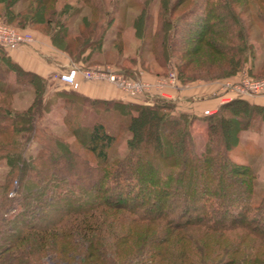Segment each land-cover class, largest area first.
<instances>
[{"label": "trees", "instance_id": "1", "mask_svg": "<svg viewBox=\"0 0 264 264\" xmlns=\"http://www.w3.org/2000/svg\"><path fill=\"white\" fill-rule=\"evenodd\" d=\"M20 1L25 6L16 11ZM81 1L90 11L78 32L67 28L65 18L81 8L58 11V0H0V14L23 26L46 27L53 44L70 54L78 51L71 55L84 57L75 60L84 65L101 52L115 10L106 0ZM153 2L157 17L150 50L164 62L173 52L185 55L179 68L185 79L216 68L228 69L225 75L239 71L252 49L244 20L250 3L258 4L256 18L264 21V0H145L134 25L137 37L147 35ZM120 33L117 29L113 40L117 48ZM1 51L0 161L9 169L0 203L8 206L9 193L20 194L24 187L31 199L41 198L28 212L36 219L6 233L0 227V264H264V190L257 189L254 167L230 156L240 132L248 129L242 117L253 119L260 110L264 120V106L242 98L220 105L205 116L206 140L198 152L191 129L196 114L177 115L175 102L157 99L146 105L65 91L64 122L93 160L57 137L56 147L43 145L27 158L28 142L51 103L44 106L46 79ZM11 72L17 82L28 75L35 89L34 102L23 111L12 108L15 90L6 79ZM88 102L113 109L118 132L108 129L102 115L82 121L81 107ZM122 133L127 151L112 158ZM60 183H73L78 192L58 194L53 190Z\"/></svg>", "mask_w": 264, "mask_h": 264}, {"label": "rangeland", "instance_id": "2", "mask_svg": "<svg viewBox=\"0 0 264 264\" xmlns=\"http://www.w3.org/2000/svg\"><path fill=\"white\" fill-rule=\"evenodd\" d=\"M144 1L145 0H106V5L108 6L109 10H115V13H113L115 17L114 25H112V27H110V29L106 33V41L101 48V52L94 54L92 58H88V64L84 63L85 67H91L94 65L115 67L120 71L127 70L126 75H128L129 77H134L135 75H137V77H143L149 81L154 80L157 77L168 78L170 70H175L177 74V86L175 87L171 85L169 89H158L167 92L173 97L169 101L175 102L176 105L174 108V112L177 115L181 114L182 111H186V109H183L182 105H191L197 101L195 98L196 95L204 97L209 93L213 98H215L218 101L219 105L217 107H210L205 109H212L214 110V113H216L219 106L224 104L221 103V99L226 93L227 89L234 88L237 83L245 80L246 77L252 82H264V74L261 73L262 71H264V68L262 67L264 65V21H261L258 17L256 18L255 11L258 7V4L250 3L249 12L244 14V20L249 25V42L252 45V49L250 51V54L248 55L247 62H245L241 69L237 72H234V74L232 75H229L227 73L225 75L224 72L228 71V69L216 68L215 70L212 69L211 73H209L207 76L205 75V73L196 72V75L201 76H196V78L191 79H185L181 78L179 74V68L183 65L182 60L185 59V55L178 54V52H173L174 55L171 54L169 58L164 62V59L162 58H160V60H157L154 53L150 50V35L156 26V2L151 3V5L149 6L147 15V35H144L142 38L137 37L134 25L140 13V9L142 8L141 6H143L142 4H144ZM23 6H25V2L23 3L20 1L15 6V10H20ZM65 7H68V9L71 11L74 9V7L81 8L80 13L71 16L70 18H65L67 17V14L66 16L64 15L65 17L63 16V19L65 18L66 20L64 21L67 25V28L73 29L75 32H78L83 16L89 14V7L82 3L81 0H58V4L56 6L57 10H62ZM2 16L3 12H1L0 14V21L4 22L5 24L31 33L33 36L32 44L36 43L37 39L40 40L41 37L47 36V33L49 32V29H47L46 27H37L30 25L29 23H27L26 26H23L18 21L9 22L5 16ZM117 29H120L121 31L119 36L120 48H117L116 44L113 43L115 32L117 31ZM50 45L53 47V50L56 54H54L55 58H65L70 61V64H79L81 62H76L75 60L79 61L83 60L84 58L81 55H79V57H74L73 55H71H76L78 51H76V53L74 52L70 54L62 47H57L55 44H53V42L50 43ZM24 46L25 45H20L11 49H5L4 47L0 46L3 50L0 51L2 55L4 54L6 56H9L8 50L19 49ZM180 47L185 49L187 46L183 44V46ZM48 59L51 60L50 58ZM65 70L68 69L59 68L57 71L52 72L47 78H45L44 106L47 104V101L49 99L51 103L49 105L48 111H45L41 115V118L38 120L37 131L35 132L36 135L34 139H30V141L28 142V146L25 151L27 158L35 155L43 145L53 146V148L56 147V145L53 143V138L57 137L59 139H63L65 143L70 144L75 151L77 150L86 158L90 159L91 161L93 160L92 155L76 141L63 119L65 115V109L62 106V97L65 94L68 95L66 92L74 90L77 91L80 89H75L67 84L60 83L55 79V74ZM23 77V81L17 82L16 73L11 72L6 78L7 82L10 83V88L15 90V94L11 104L12 108L16 111H23L27 109L30 105H32L36 97L33 85L29 82V80H27L28 75H23ZM89 82L95 85L105 83L112 84L114 87H116L115 84L108 81ZM228 83H230V86L227 85ZM118 92L122 94L121 97H114L112 98V101H123L127 103L132 101H137L139 103L142 102L141 99L132 98L119 89ZM263 93L247 94L244 99L252 105H257V107L264 106L261 103H258V101L256 100ZM90 98L95 99V97L92 96ZM157 99L159 98H152L151 105H153ZM79 105L80 104H77L78 107H76L79 108ZM191 107L193 106L191 105ZM81 108H83L81 110V115L83 114V116H81L82 121L89 123L90 121L94 120L95 117H99L102 115L101 117L107 125L108 129L113 133L118 132L117 120L115 118L114 111H112L113 109L106 110V108H96L95 104L90 102H88ZM191 109L192 108H190V110ZM204 110L201 112L202 115H197L194 112L196 114V117L191 125L192 133L195 139L196 150L198 152H201L206 140L205 130L207 121L205 119V116L207 115H203ZM258 111L260 112L259 114L262 115V111ZM259 114H257L258 116L253 117V119L252 117L248 118L247 116L242 117L243 125H245L246 122H249L247 127L248 129L242 130L240 132V142L238 146L230 153V156L236 162H244L254 167L256 171L257 189L262 193V191L264 190V120L261 119V116H259ZM229 117L231 116L229 115ZM124 135L125 134L123 133L122 135L120 134L118 142L111 148L110 156L112 158L122 157L125 155L127 147ZM8 169L9 168L6 163L3 160L0 161V202L3 195L2 184L4 182V177ZM13 185H15L16 188L19 184L14 182ZM69 189L73 191L72 193L78 192V189L73 183H60V185L54 187L53 191L58 194H63L67 193V190ZM24 190H26V187H24L23 192L20 194L10 192L8 197H12L13 200H9L10 204L8 206H1L0 203V227L3 229L4 233H6V231H10V227L16 226V224L21 225L23 221L28 218L34 220L37 217L36 213L30 215L28 214V212L34 207V205H36L37 200L41 197L38 196L34 199H31L30 194H26L27 191ZM35 210L40 211L39 207ZM1 241L2 240L0 239V243H2ZM46 264H52V262L47 261Z\"/></svg>", "mask_w": 264, "mask_h": 264}, {"label": "built area", "instance_id": "3", "mask_svg": "<svg viewBox=\"0 0 264 264\" xmlns=\"http://www.w3.org/2000/svg\"><path fill=\"white\" fill-rule=\"evenodd\" d=\"M33 36L31 33L12 27L0 21V46L5 49H11L20 45L32 44ZM68 70L55 74V79L60 83H64L78 89L80 87L79 77L89 81H108L125 92L132 98L141 99L146 105L152 104V98L170 100L173 97L167 92L158 88H167L177 86V74L175 70H170L168 78L157 77L154 80H146L143 77H129L123 71L115 67L94 65L85 67L78 63H71ZM230 86V83L227 84ZM230 91V92H229ZM264 82H252L246 79L237 83L234 88H229L221 99V103H227L235 98L244 99L247 94L263 93ZM203 115H212L214 110L205 109Z\"/></svg>", "mask_w": 264, "mask_h": 264}, {"label": "crops", "instance_id": "4", "mask_svg": "<svg viewBox=\"0 0 264 264\" xmlns=\"http://www.w3.org/2000/svg\"><path fill=\"white\" fill-rule=\"evenodd\" d=\"M50 43L52 42L49 37L44 36L41 37L40 40L37 39L36 43L25 45L19 49L8 50L9 56L24 70L34 72L41 77L47 78L52 72L57 71L59 68H68L70 65V61L65 58H55L56 54ZM79 80L80 89L77 91L85 96H92L101 99H112L114 97H121L122 95L112 84L105 83L95 85L82 79V77H79ZM196 96L195 98L197 101L194 102V104H191L193 107H191V105L184 104L182 105L184 110L186 109V111L195 112L197 115H202L201 112L205 108L217 107L219 105L218 101L209 93L204 97H200L198 95ZM258 99H256L258 103L264 105V93L261 94ZM190 108L192 109L190 110Z\"/></svg>", "mask_w": 264, "mask_h": 264}]
</instances>
